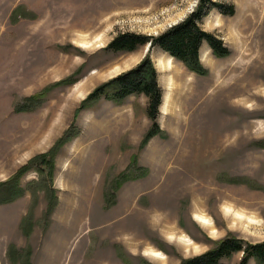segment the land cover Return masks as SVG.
I'll return each instance as SVG.
<instances>
[{
  "label": "rangeland",
  "instance_id": "1",
  "mask_svg": "<svg viewBox=\"0 0 264 264\" xmlns=\"http://www.w3.org/2000/svg\"><path fill=\"white\" fill-rule=\"evenodd\" d=\"M203 1L0 0V264H183L228 239L264 244V0H210L199 25L229 54L203 44L205 74L158 46L107 50ZM145 59L162 101L143 145L147 96L88 97Z\"/></svg>",
  "mask_w": 264,
  "mask_h": 264
},
{
  "label": "trees",
  "instance_id": "2",
  "mask_svg": "<svg viewBox=\"0 0 264 264\" xmlns=\"http://www.w3.org/2000/svg\"><path fill=\"white\" fill-rule=\"evenodd\" d=\"M214 6L216 4L210 0L203 1L192 15L158 37L121 33L108 45L107 50L115 53H133L143 46H158L172 59L184 63L192 71L205 74L200 62V51L203 44H208L218 57H226L229 54L221 40L205 32L199 25L206 7L210 10ZM133 95H145L150 99L148 116L155 123L143 143L145 145L150 138L160 134L156 116L162 101V90L158 85L155 68L149 59H145L136 68L116 76L97 88L88 97V102H96L104 98L115 103H123ZM242 250L246 252V258L242 264H247L250 256L264 261V244L244 246L242 241L228 239L221 242L216 249L183 264H219L222 258Z\"/></svg>",
  "mask_w": 264,
  "mask_h": 264
},
{
  "label": "bare ground",
  "instance_id": "3",
  "mask_svg": "<svg viewBox=\"0 0 264 264\" xmlns=\"http://www.w3.org/2000/svg\"><path fill=\"white\" fill-rule=\"evenodd\" d=\"M88 47V46H87ZM235 97L234 96H231L230 97V99L232 100V99H234ZM226 101V100H225ZM233 101V100H232ZM198 220H199V222H201L202 224H204L205 226H206V228L207 229H209V230H211L212 229V227H211V225H210V220L208 221L207 220V218H205L203 215H201V214H196V216H195ZM240 217H242V215H240ZM231 222H233L234 223V226H236V228H241V227H244V225H245V222L243 221V219L242 218H239V217H229V223H231ZM168 223H170L169 221H168ZM169 225V224H168ZM165 229V234H167V233H169L170 231H174L175 229L172 227V228H170V227H165L164 228ZM172 231V232H173ZM171 233V232H170ZM170 235V234H169ZM171 236V235H170ZM173 236V235H172ZM176 236V235H175ZM174 237V236H173ZM179 240V239H178ZM160 254H154L153 256L154 257H157V256H159ZM160 260H162V257L161 258H159Z\"/></svg>",
  "mask_w": 264,
  "mask_h": 264
}]
</instances>
